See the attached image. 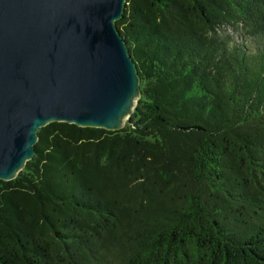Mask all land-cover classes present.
<instances>
[{
    "label": "trees",
    "instance_id": "trees-1",
    "mask_svg": "<svg viewBox=\"0 0 264 264\" xmlns=\"http://www.w3.org/2000/svg\"><path fill=\"white\" fill-rule=\"evenodd\" d=\"M141 97L54 122L0 180V264H264V0H127Z\"/></svg>",
    "mask_w": 264,
    "mask_h": 264
},
{
    "label": "water",
    "instance_id": "water-1",
    "mask_svg": "<svg viewBox=\"0 0 264 264\" xmlns=\"http://www.w3.org/2000/svg\"><path fill=\"white\" fill-rule=\"evenodd\" d=\"M127 0H0V180L54 122L122 130L141 97L118 29Z\"/></svg>",
    "mask_w": 264,
    "mask_h": 264
}]
</instances>
